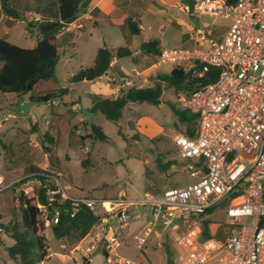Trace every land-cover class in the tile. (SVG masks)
<instances>
[{"label": "rangeland", "instance_id": "obj_1", "mask_svg": "<svg viewBox=\"0 0 264 264\" xmlns=\"http://www.w3.org/2000/svg\"><path fill=\"white\" fill-rule=\"evenodd\" d=\"M167 1L170 6L166 8L185 23L175 21L171 15L167 19L164 12L156 15L149 9L139 22L141 33L131 35V40L114 29L92 26L84 29L86 21L83 19L80 21L83 27L67 30L68 26L64 25L63 33L59 35L60 57L53 79L39 82L32 91L21 97L0 92V264H20L19 259L9 257L8 247L14 244V240L1 226L11 223L22 228L24 205L20 196L22 194L23 198L29 199L37 195L42 183L39 176L48 179L45 182L59 178L72 196H90L103 201L97 203L95 210L101 217L97 227L102 222L106 225L118 221L115 215L122 210L114 204L107 208L103 204L106 201L115 203L121 198L136 200L146 193L157 194L164 189L182 188L196 182L192 171L183 169V164L189 163L179 155L172 141L178 131L185 129V125L179 122L176 108L180 111L185 109L178 101L174 88L164 86L159 105L128 103L120 122H114L100 112H91V93L113 99L123 90L149 87L159 74L171 73L175 64H159L158 57L146 55L140 50L141 43L161 38V49L184 48L194 44L193 37L200 39L204 36L202 44L193 47L208 48L210 39L218 40L230 25L226 19L190 18L174 7L181 0ZM22 26L17 29V35L24 28ZM209 31L212 32L211 36ZM106 42L112 48L138 49L140 58L133 62L139 65L138 73L131 71L134 64L125 58L121 64L129 75L124 79L103 76L98 80L71 82L74 74L94 65L97 49ZM17 45L33 47L25 42L24 37H19ZM63 89L68 91L61 94ZM47 94L60 97H53L48 103L30 100L31 97ZM94 126L107 136V141L96 139L92 130ZM160 160L161 163L174 161V164L169 170L161 171L158 165ZM30 168L32 173L27 175L25 171ZM130 208L125 211L129 215ZM161 220L162 217L159 222ZM159 222L156 221L162 232L164 253L158 251L157 257L151 256V261L154 264H169L167 247L170 260L175 264L178 254L174 244L175 234H171L167 224L161 221L160 225ZM209 223H212L211 236L224 241L226 214L217 212ZM46 228L51 256L35 264L87 262L82 260L80 252L61 248L62 241L55 237L53 228ZM125 228H122L123 233ZM75 232L78 231L74 230L64 241L73 240ZM129 256L134 264H149L138 251ZM91 264L107 262L101 254H97L92 256ZM204 264H214V261Z\"/></svg>", "mask_w": 264, "mask_h": 264}, {"label": "built area", "instance_id": "obj_2", "mask_svg": "<svg viewBox=\"0 0 264 264\" xmlns=\"http://www.w3.org/2000/svg\"><path fill=\"white\" fill-rule=\"evenodd\" d=\"M179 7L190 18L230 22L218 40L210 39L208 48H162L158 57L159 64L173 63L192 71L194 78L215 73L209 81L200 80L195 90L176 94L185 110L197 114L193 137L178 131L172 138L189 163L183 169L197 180L111 203L122 209L115 215L119 225L108 229L100 223L86 253L102 248L107 264H131L120 255L122 228L133 219L125 211L147 207L154 221L135 236L140 248L162 217L175 234V264H264V0H182ZM81 19L64 25L67 30L83 27ZM199 38L193 40L202 44L205 37ZM42 183L49 201L40 207L46 226L59 224L65 203L74 216L81 206L95 211L103 202L70 195L59 178ZM221 210L226 214L225 240H215L211 233L205 237L204 222Z\"/></svg>", "mask_w": 264, "mask_h": 264}, {"label": "trees", "instance_id": "obj_3", "mask_svg": "<svg viewBox=\"0 0 264 264\" xmlns=\"http://www.w3.org/2000/svg\"><path fill=\"white\" fill-rule=\"evenodd\" d=\"M8 1L10 0H2L5 8L8 6ZM8 13L12 14L10 11ZM73 20L68 21V23ZM127 23L133 35L141 33L142 29L137 20L129 19ZM59 35L58 30L53 29L39 39L33 48L21 47L0 37V92L12 93L21 97L32 91L39 82L53 79L60 57L58 51ZM160 46V39L153 38L141 43L140 50L146 55L159 57L162 51ZM128 57H131L133 62L137 59V56L128 48H110L105 44L98 49L94 65L81 69L74 74L71 77V82L98 80L108 74L115 59ZM211 75H215L213 70L208 72L205 78L198 79L192 76V71L175 66L170 74H159L152 80L151 86L123 90L121 95L113 99L103 98L100 94L91 93L90 98L93 104L91 112H100L108 119L120 122L128 103L141 104L147 102L159 105L162 102L161 97L165 85L174 88L176 93H188L199 86L200 80L209 81ZM67 91V89H63L60 93L65 94ZM53 97H60V95L47 94L36 98L31 97L30 100L32 102L48 103ZM176 113L179 122L185 125L184 131L181 132L193 137L197 124V114L188 110L180 111L177 108ZM92 130L97 140L102 142L108 140L107 136L98 127L94 126ZM173 164L174 161L161 163L160 160L158 165L161 171H167ZM25 172L27 175L31 174L32 168ZM39 179L42 181L47 180L42 176H39ZM42 184L37 190V195L33 198H23L22 194L20 196V200L24 205L22 228L19 229L17 225L11 223L1 226V229L9 233L14 240V244L8 247L9 257L19 259L20 264L43 262L50 254V245L46 236V223L40 210V207L47 205L49 201L45 184ZM62 208L60 222L53 228L55 236L59 239H63L73 230H77L80 237L83 238L101 220L96 211L85 206L79 207L74 216H71L68 203L62 205ZM203 232L205 237L210 236L209 221L204 222ZM166 250L168 262L172 264L171 254L168 252L167 247Z\"/></svg>", "mask_w": 264, "mask_h": 264}, {"label": "crops", "instance_id": "obj_4", "mask_svg": "<svg viewBox=\"0 0 264 264\" xmlns=\"http://www.w3.org/2000/svg\"><path fill=\"white\" fill-rule=\"evenodd\" d=\"M157 1L161 2L158 3ZM10 0L8 1V6L5 8L0 0V37L17 45V40L19 37H24L25 42L33 47L36 46L37 41L41 39L45 34L53 29H57L59 34L62 29L65 28L64 24L68 23L73 19H78L80 17L86 21V26H92L95 28H104V29H114L118 31L119 35L127 38L128 40L132 39L133 34L130 32L128 27V20L134 19L139 22L142 20V16L149 9L153 10L155 14L164 12V16L168 19V15L173 16L175 21L179 23H185L184 20L172 15V13L166 8L170 6L167 0ZM182 1V0H181ZM180 5V4H179ZM179 5L175 4L174 7H178L182 11ZM173 6V5H172ZM12 12V14L8 12ZM183 12V11H182ZM184 13V12H183ZM188 16V15H187ZM20 25L22 31L17 35V29ZM141 28V25H139ZM142 29V28H141ZM162 29V28H161ZM192 29V27H191ZM19 31V30H18ZM132 35V36H131ZM193 39V38H192ZM74 41V40H73ZM161 41V38H160ZM107 45L112 48L107 42L103 45ZM162 44V43H161ZM194 40L193 45L188 47H193L198 45ZM29 47V48H33ZM27 48V47H25ZM100 48V47H99ZM98 48V49H99ZM97 49V51H98ZM137 58H140V53L138 49L132 51ZM97 53V52H96ZM133 63L132 58L128 57ZM127 58V59H128ZM122 59H115L112 62V68L109 70L106 76L109 78H121L124 79L129 73L121 64ZM134 64V63H133ZM139 65L134 64L131 68V71L138 73ZM184 166V164H183ZM182 166V167H183ZM2 182L0 176V183ZM42 182V181H41ZM41 184L39 185V188ZM38 188V189H39ZM222 211V210H221ZM220 211L214 212L210 219ZM131 216H133L132 221L129 225L124 226V239L123 245L120 250V255L125 260H130L131 264L134 262L129 256L130 253L139 252L142 255V259L147 261L149 264H154L151 261V256L157 257V252L161 251L164 253V248L161 241V230L157 227V223L152 225V232L147 238L144 246L141 248L138 246L135 236L140 234L146 229L150 222L154 221L152 213L149 208L144 207H131L130 208ZM164 222V220H161ZM159 222L161 225L162 222ZM109 223V222H108ZM109 225V228L113 229L118 226V221L115 220L112 224ZM56 226V225H55ZM212 223H209V230L211 231ZM217 226V224H216ZM54 228V226H47ZM96 225L91 229V231L85 236L80 237L79 232H75L71 241H64L66 236H69L74 232V230L66 235L60 245L61 248L69 250V252H80L82 254V260L84 259L87 262L85 264H91L92 256L97 255L93 253L87 256L86 249L94 241V234L96 232ZM219 228V227H217ZM47 229V228H46ZM54 232V231H53ZM55 235V234H54ZM101 249L98 250V252ZM51 256V252L49 254ZM49 256L46 258L48 259ZM70 257V255H67ZM103 256V255H102ZM104 257V256H103ZM45 259V260H46ZM44 260V261H45ZM43 261V262H44ZM81 264V263H75Z\"/></svg>", "mask_w": 264, "mask_h": 264}, {"label": "bare ground", "instance_id": "obj_5", "mask_svg": "<svg viewBox=\"0 0 264 264\" xmlns=\"http://www.w3.org/2000/svg\"><path fill=\"white\" fill-rule=\"evenodd\" d=\"M105 204V206L107 207V208H110L111 207V203L109 202V201H106V203H104Z\"/></svg>", "mask_w": 264, "mask_h": 264}, {"label": "water", "instance_id": "obj_6", "mask_svg": "<svg viewBox=\"0 0 264 264\" xmlns=\"http://www.w3.org/2000/svg\"><path fill=\"white\" fill-rule=\"evenodd\" d=\"M97 254L104 255V251L102 250V248H101V250L99 252H97Z\"/></svg>", "mask_w": 264, "mask_h": 264}]
</instances>
